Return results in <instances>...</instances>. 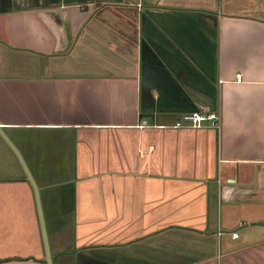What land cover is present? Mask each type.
Segmentation results:
<instances>
[{
	"label": "crops",
	"instance_id": "0c3cea01",
	"mask_svg": "<svg viewBox=\"0 0 264 264\" xmlns=\"http://www.w3.org/2000/svg\"><path fill=\"white\" fill-rule=\"evenodd\" d=\"M0 128L53 264H264V0H0ZM0 264H48L1 133Z\"/></svg>",
	"mask_w": 264,
	"mask_h": 264
},
{
	"label": "water",
	"instance_id": "95a60500",
	"mask_svg": "<svg viewBox=\"0 0 264 264\" xmlns=\"http://www.w3.org/2000/svg\"><path fill=\"white\" fill-rule=\"evenodd\" d=\"M0 133L3 136V138L8 142V144L14 149L16 154L18 155L19 160H20V162H21V164H22V166H23V168L27 174V177L30 180V182L34 188L35 198H36V203H37V208H38V214H39L40 224H41V229H42L43 241H44V246H45V250H46V254H47V261H48V264H53L37 183H36L32 173H31L29 167L26 165L24 159L22 158L20 152L18 151V149L15 147V145L12 143V141L10 140V138L8 137V135L4 132V130L2 128H0Z\"/></svg>",
	"mask_w": 264,
	"mask_h": 264
},
{
	"label": "built area",
	"instance_id": "2783aa9c",
	"mask_svg": "<svg viewBox=\"0 0 264 264\" xmlns=\"http://www.w3.org/2000/svg\"><path fill=\"white\" fill-rule=\"evenodd\" d=\"M207 121H211V124L218 127L220 126V117L216 113L201 114L199 112H189L183 114V116L177 120L173 127L191 126V127H202Z\"/></svg>",
	"mask_w": 264,
	"mask_h": 264
}]
</instances>
